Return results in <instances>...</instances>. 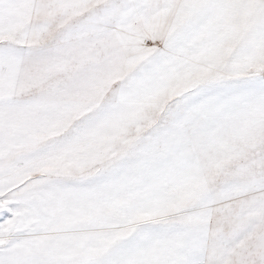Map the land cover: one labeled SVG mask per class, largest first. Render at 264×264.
Instances as JSON below:
<instances>
[{
    "label": "snow or ice",
    "instance_id": "6c2138e0",
    "mask_svg": "<svg viewBox=\"0 0 264 264\" xmlns=\"http://www.w3.org/2000/svg\"><path fill=\"white\" fill-rule=\"evenodd\" d=\"M0 264H264V0H0Z\"/></svg>",
    "mask_w": 264,
    "mask_h": 264
}]
</instances>
